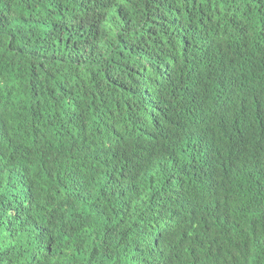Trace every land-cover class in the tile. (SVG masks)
I'll return each instance as SVG.
<instances>
[{
    "label": "trees",
    "instance_id": "1",
    "mask_svg": "<svg viewBox=\"0 0 264 264\" xmlns=\"http://www.w3.org/2000/svg\"><path fill=\"white\" fill-rule=\"evenodd\" d=\"M0 264H264V0H0Z\"/></svg>",
    "mask_w": 264,
    "mask_h": 264
}]
</instances>
